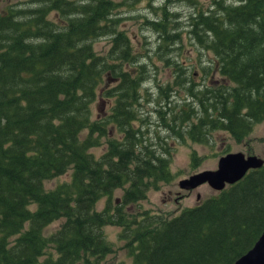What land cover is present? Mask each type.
<instances>
[{
    "label": "trees",
    "instance_id": "1",
    "mask_svg": "<svg viewBox=\"0 0 264 264\" xmlns=\"http://www.w3.org/2000/svg\"><path fill=\"white\" fill-rule=\"evenodd\" d=\"M118 5L37 0L33 7L0 9V264H96L113 250L105 224L121 228L132 264H232L264 229V165L173 217L126 214L125 205L143 199L171 171L169 159L156 156L133 127L130 108L143 71L133 76L127 67L144 64L135 63L139 53L116 29ZM192 13L188 33L213 51L232 84L215 120L241 141L264 118V0H215L213 8ZM170 14L176 15L163 9L157 20L144 21L164 47L181 39L169 30ZM103 35L111 39L106 54L93 44ZM108 80H116L108 89L112 112L93 119L91 103ZM186 81L174 83L195 96L194 83ZM109 123L118 124L122 137H109L107 149L95 155L90 148L109 133ZM68 170V180L45 188L46 179ZM117 187L122 194L113 205ZM103 195L108 202L98 210ZM58 218L60 226L46 234Z\"/></svg>",
    "mask_w": 264,
    "mask_h": 264
},
{
    "label": "rangeland",
    "instance_id": "2",
    "mask_svg": "<svg viewBox=\"0 0 264 264\" xmlns=\"http://www.w3.org/2000/svg\"><path fill=\"white\" fill-rule=\"evenodd\" d=\"M117 1L119 5L113 9V15L120 18L116 29L123 30L129 36L134 50L139 53L134 57L135 63L144 64L135 68L126 66L132 69L133 76L135 72L143 71L140 84L135 88L138 100L130 108L137 116L133 119V127L141 128L144 143L151 142L150 147L155 150L156 156H166L169 159L171 171V177L159 180L158 186L148 189L143 199L125 205L126 214L131 213L140 218L145 211L147 214L170 218L184 207L195 205L218 192L207 183L192 189L180 187L178 182L181 178L198 170L216 168L218 157L227 151H242L245 155L256 154L264 158V118L245 131L247 135L241 141L235 140L232 132L219 124L220 120H215L220 117L219 100L232 84L220 74L213 51L201 47L188 33L192 12L198 7L213 8L215 0H170L167 3L166 0ZM226 1L239 3L241 0ZM36 4L37 0H0V9L8 5L33 7ZM162 7L168 12L176 13L175 17L169 15V30L181 35V39L170 41L165 46L167 48L160 44L161 39L153 27L144 22L146 18L157 20L158 13L163 12ZM53 13L52 11L49 16L52 17ZM110 40V35L100 36L93 41L95 49L106 54ZM106 73L103 80L107 78ZM184 78L187 79L186 84L194 83L195 96L185 86L174 83V80L181 81ZM115 82L116 80H108L106 84L102 83L91 103L93 119L104 120L111 114L115 97L108 89ZM200 98L203 104L199 101ZM128 123L130 126L131 123ZM107 131L109 133L101 138L100 143L90 148L95 155H100L107 149L109 137H122L117 123L107 124ZM187 133H204L205 137L201 140L192 139ZM83 135L84 133L81 134ZM69 174L70 170L46 179L45 188H52L57 183L68 180ZM121 194L122 189L115 188L110 204L118 203ZM107 202L108 197L103 195L98 199L96 208L102 209ZM61 222L62 218L53 220L45 226L44 232H53ZM120 230L115 224L103 225V234L113 250L107 252L96 264H132V256L128 254L124 240L119 237Z\"/></svg>",
    "mask_w": 264,
    "mask_h": 264
},
{
    "label": "water",
    "instance_id": "3",
    "mask_svg": "<svg viewBox=\"0 0 264 264\" xmlns=\"http://www.w3.org/2000/svg\"><path fill=\"white\" fill-rule=\"evenodd\" d=\"M264 164V159L256 154L245 155L242 151H229L222 154L216 168L198 170L179 180L180 187L193 188L207 182L214 189H222L226 184L239 180L250 168ZM232 264H264V229L245 252Z\"/></svg>",
    "mask_w": 264,
    "mask_h": 264
}]
</instances>
